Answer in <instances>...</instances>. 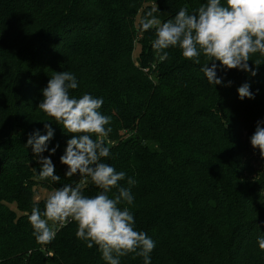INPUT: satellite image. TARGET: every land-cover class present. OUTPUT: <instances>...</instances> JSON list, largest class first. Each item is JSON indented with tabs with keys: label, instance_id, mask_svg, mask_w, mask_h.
<instances>
[{
	"label": "trees",
	"instance_id": "trees-1",
	"mask_svg": "<svg viewBox=\"0 0 264 264\" xmlns=\"http://www.w3.org/2000/svg\"><path fill=\"white\" fill-rule=\"evenodd\" d=\"M206 2L0 0V264H106L98 246L77 238L71 218L49 222L55 237L47 244L28 220L34 205L44 208L46 199H34L39 186L79 184L89 197L100 191L89 177L65 176L60 156L70 134L38 109L42 90L62 71L77 78L72 96L104 101L99 111L111 117L112 131L104 138L111 155L102 162L126 173L121 186L136 180L134 203L121 207L155 241L151 264H264L257 243L264 236V158L250 143L264 120V56L248 62L255 76L217 62L224 84L233 83L213 85L200 71L203 57L197 65L170 47L162 60L151 46L155 28L141 29L153 9L164 23ZM244 83L254 99H239ZM46 122L54 129L49 149L59 144L50 157L59 182L41 180L32 147L25 148L29 134H46ZM133 255L120 264H143Z\"/></svg>",
	"mask_w": 264,
	"mask_h": 264
},
{
	"label": "clouds",
	"instance_id": "clouds-1",
	"mask_svg": "<svg viewBox=\"0 0 264 264\" xmlns=\"http://www.w3.org/2000/svg\"><path fill=\"white\" fill-rule=\"evenodd\" d=\"M155 9L146 13L140 21L142 31L155 28L153 50L160 58L167 59L170 47H178L182 56L197 65L204 63L200 71L213 85L231 86L232 81L224 84V77L218 76L219 67L225 70L237 69L257 74L248 63L254 54L264 56V0H207L193 12L182 7L174 19L161 23L153 14ZM256 68L260 60L254 62ZM78 87L74 73L70 71L54 72L47 86L42 90L43 98L38 109L51 117L63 130L70 134L60 162L67 166L66 177L80 175L89 177L100 189L95 196H85L79 184H64L56 188L45 200L41 210L34 205L28 220L33 228L36 240L41 244L50 243L55 231L49 222L64 224L71 218L77 224L76 236L83 240L88 248L94 245L102 254L106 264H120V258L129 254L142 257L143 264H151V252L155 241L147 233L135 230V219L129 207L134 196L131 186L134 178L128 177L129 187L121 186L126 179L124 171L117 172L103 158L110 157V148L104 138L112 129L111 117L102 114L104 101L84 93L76 98L71 90ZM258 91V90H257ZM239 99H254L255 93L248 83L238 89ZM264 120L257 121L255 131L250 137L251 146L258 149L264 158ZM45 135L39 130L29 134L25 148L32 147L41 180L51 179L59 182L61 177L55 174V165L51 155L55 154L59 144L49 149L54 137L50 123H44ZM93 135L96 139H93ZM49 156H43L44 152ZM112 189L116 194L108 195ZM258 247L264 251V236L257 238Z\"/></svg>",
	"mask_w": 264,
	"mask_h": 264
},
{
	"label": "rangeland",
	"instance_id": "rangeland-1",
	"mask_svg": "<svg viewBox=\"0 0 264 264\" xmlns=\"http://www.w3.org/2000/svg\"><path fill=\"white\" fill-rule=\"evenodd\" d=\"M139 50H140V45L137 44V47H136V50H135V54H134L135 56L138 55ZM53 191H54V189L46 188L44 186H39L37 188V193H36L34 199L36 201H40L42 199H46ZM51 223H53V222H51Z\"/></svg>",
	"mask_w": 264,
	"mask_h": 264
}]
</instances>
